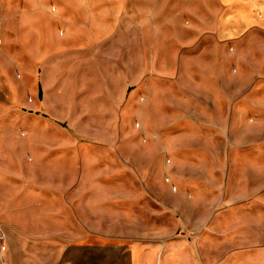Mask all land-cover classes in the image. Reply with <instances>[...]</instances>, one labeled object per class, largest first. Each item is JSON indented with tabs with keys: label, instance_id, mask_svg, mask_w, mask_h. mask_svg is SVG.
I'll use <instances>...</instances> for the list:
<instances>
[{
	"label": "rangeland",
	"instance_id": "1",
	"mask_svg": "<svg viewBox=\"0 0 264 264\" xmlns=\"http://www.w3.org/2000/svg\"><path fill=\"white\" fill-rule=\"evenodd\" d=\"M18 18L3 55L45 91L0 151V264H264V35L148 91V69L142 88L84 52L24 57Z\"/></svg>",
	"mask_w": 264,
	"mask_h": 264
},
{
	"label": "crops",
	"instance_id": "2",
	"mask_svg": "<svg viewBox=\"0 0 264 264\" xmlns=\"http://www.w3.org/2000/svg\"><path fill=\"white\" fill-rule=\"evenodd\" d=\"M17 2L23 5L20 15L0 13V151L8 146L12 118L23 109L37 111L45 91L41 82L36 89L25 83L20 88L11 61L3 55L13 36L10 21L16 17L24 57L36 55L40 63L46 53L84 52L101 68L136 70L133 75L142 88L148 69V91L158 70L194 63L196 52L201 67L207 43L220 49L223 42L264 35V0H0V7ZM186 32L195 37L193 46L178 39Z\"/></svg>",
	"mask_w": 264,
	"mask_h": 264
}]
</instances>
